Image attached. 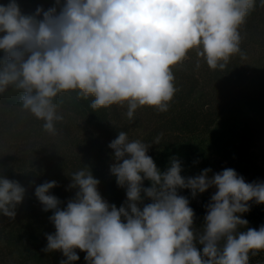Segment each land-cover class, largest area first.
Returning <instances> with one entry per match:
<instances>
[{
  "label": "clouds",
  "instance_id": "clouds-1",
  "mask_svg": "<svg viewBox=\"0 0 264 264\" xmlns=\"http://www.w3.org/2000/svg\"><path fill=\"white\" fill-rule=\"evenodd\" d=\"M255 6L256 0H55L47 10L24 14L9 0L0 4V95L21 91L22 110L51 135L64 119L55 100L69 91L91 97L93 110L126 104L129 120L145 106L167 112L178 90L173 68L192 50L212 70L243 56L240 29ZM150 146L124 131L108 145L110 173L126 192L119 208L102 197L86 166L70 175L69 187L78 190L63 209L50 192L56 181L37 186L55 228L42 251H60L66 257L60 264L78 261L77 249L86 264H249L250 253L264 251V225L238 231L248 225L242 216L250 202L264 204V182H246L232 168L184 177L177 158L161 171ZM210 188L197 234L194 210L178 189L195 198ZM25 191L0 176V214L14 219Z\"/></svg>",
  "mask_w": 264,
  "mask_h": 264
},
{
  "label": "rangeland",
  "instance_id": "rangeland-1",
  "mask_svg": "<svg viewBox=\"0 0 264 264\" xmlns=\"http://www.w3.org/2000/svg\"><path fill=\"white\" fill-rule=\"evenodd\" d=\"M8 2L0 0V4ZM17 3L24 14H33L38 6L45 10L52 7L55 0H17ZM240 31L245 57L239 68L230 74L212 70L195 50L190 51L188 59L173 68L178 90L173 104L164 113L145 106L138 108L129 120L126 104L113 105L106 123L93 125L58 107L64 119L56 123L57 134L51 135L43 130V121L29 112L0 105V176L31 191L33 186L50 181L69 190L70 175L86 166L99 174L98 190L102 197L119 208L126 200V192L117 186L110 173L114 160L108 145L124 131L129 140L151 144L148 155L161 171L167 169L172 158L184 160L196 173L210 168V176L225 168L233 169L231 162L238 161L256 168L259 181L264 182V134L249 137V126L260 129L264 125V91L256 82L258 73L264 69V5L257 7ZM66 93L77 95L74 91ZM178 94L180 104H184L181 111L178 107L171 109ZM190 100L215 117L210 128L205 124L193 135L188 134L191 131L188 119L177 122L175 115L182 112L183 116ZM161 133L159 144H155ZM144 186L151 184L145 181ZM64 204L61 209L66 207ZM52 214L51 210L44 211L42 205L28 202L17 205L14 219L0 214V264H49L42 249L47 244L46 234L55 232L49 219ZM76 251L80 257L76 262H85L86 253ZM260 264H264V255Z\"/></svg>",
  "mask_w": 264,
  "mask_h": 264
},
{
  "label": "trees",
  "instance_id": "trees-1",
  "mask_svg": "<svg viewBox=\"0 0 264 264\" xmlns=\"http://www.w3.org/2000/svg\"><path fill=\"white\" fill-rule=\"evenodd\" d=\"M257 6H255V9L248 15L246 19L251 18L257 7L261 4L260 0H256ZM241 47V45H240ZM241 51L243 53V56L240 54L234 55L231 57L229 63L227 64L226 68L224 70H220L224 74H230L235 72L240 64L241 61L245 57V51L241 47ZM257 85L259 88L264 91V69L261 70L257 75ZM22 95L21 91H17L13 88H9L7 92L0 95V105L6 106V107H12V108H21V101L20 96ZM177 102L174 104L171 109H175V107H178L179 111H181L184 108V104H180V96L178 94ZM91 100L79 98L78 95L75 94H67V93H61L55 100V103H57L59 108L67 109L71 111L72 113L76 114L77 116H81L82 118L86 119L88 123L93 125H103L106 123L108 119L109 108H100L93 110L90 107ZM173 104V102H171ZM170 108V107H169ZM185 114L182 116V112H176L175 115L178 117L177 122H184L185 119H188L187 126L191 127V131L188 133L189 135L196 134L200 131V129L203 127V125L206 124V128H210L211 125L215 122V117L211 111H205L203 108H200L194 101H189L188 104H186L185 108ZM208 125V127H207ZM249 137H259L260 133L264 134V125L262 128H256L253 126H249ZM259 134V135H258ZM249 139V138H248ZM181 162L182 172L181 175L184 177H193L198 175L199 173L193 172L191 170V167L188 166V164L184 160H179ZM237 161L231 162V165H233V169L241 176L243 177H249L248 182H260L259 181V173H257L256 168L249 167L247 163H240ZM90 169V168H89ZM96 179L99 180V174L97 172L91 171ZM212 175V174H211ZM39 186L37 184L36 186H33V191L30 190V188H26L24 198L22 202H28L31 205H42L38 198L35 196V188ZM148 187V186H145ZM63 186H58L50 190L51 194L56 196L60 200V205L67 203L69 200H72L75 198L76 191L78 189L70 188L69 190H66ZM215 189L210 188L208 191L198 194L195 198L191 196V192L189 189H178V194L183 195L187 197L190 201V207L194 210L195 218H194V228L197 230V234L202 232V226L204 224V216L206 215L207 211V204L210 201L211 195L214 193ZM145 203L150 202L149 200L145 199ZM67 205V204H64ZM250 211L247 213H244L242 218L246 219L248 221L247 226H241L238 231H245L247 227L256 228L259 229L261 225H264V204H256L255 202H250ZM46 247V245H45ZM202 249V246H199ZM264 255V251L259 252L256 255H251L250 253V260L249 264H260V258H262ZM46 260L49 264H60V261L63 259H66V257L63 256V254L60 251L45 253ZM74 264H86L85 262H74Z\"/></svg>",
  "mask_w": 264,
  "mask_h": 264
}]
</instances>
